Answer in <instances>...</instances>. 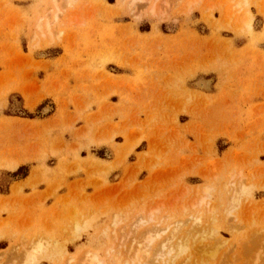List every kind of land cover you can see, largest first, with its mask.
Instances as JSON below:
<instances>
[{"label":"rangeland","instance_id":"rangeland-1","mask_svg":"<svg viewBox=\"0 0 264 264\" xmlns=\"http://www.w3.org/2000/svg\"><path fill=\"white\" fill-rule=\"evenodd\" d=\"M258 16L264 0H0V264L40 239L59 264H130L148 236L176 264H264V64L234 43Z\"/></svg>","mask_w":264,"mask_h":264},{"label":"bare ground","instance_id":"bare-ground-1","mask_svg":"<svg viewBox=\"0 0 264 264\" xmlns=\"http://www.w3.org/2000/svg\"><path fill=\"white\" fill-rule=\"evenodd\" d=\"M124 0H121V3L123 2ZM136 1H139V0H132V3L133 2H136ZM151 13L152 14H154L155 15V12L154 11H151ZM162 14H164L163 12H162ZM162 14L160 13L159 15L160 16H162ZM160 16H159V18H160ZM164 16V15H163ZM249 18V17H248ZM39 27H38V29L39 30H41V24H40V22H39ZM241 185V184H240ZM235 188V187H234ZM233 188V189H234ZM239 189V186H236V189ZM236 189H234V190H236ZM206 192H208V191H206ZM243 192H245V194H248L249 196H250V194L248 193L249 192V190H248V188H246V187H243L242 186V188H241V186H240V191L238 192L237 190H236V192L234 191V193H235V195L233 196V203H235V202H238V204H239V200H240V197H241V195H242V193ZM247 195V196H248ZM201 202H204V199L201 201ZM233 205V204H232ZM235 205V204H234ZM196 220L199 222V220L196 218ZM154 221V213L153 212H151L150 213V216L148 217V219L147 220H145V219H139V221H137L138 222V224H136V226H139V225H143V224H149L150 222H153ZM197 221H195V222H197ZM132 228H135V226H133ZM144 229H146V228H144ZM136 231H137V229H136ZM149 231H151V233H153L154 231H156V232H154V233H156V235H157V228L155 229H153V230H148V231H146V234H147V232H148V234H147V236L148 235H150V233H149ZM153 231V232H152ZM105 233V232H104ZM129 233V232H128ZM123 234V233H122ZM130 234V233H129ZM128 234V235H129ZM103 235V234H102ZM106 235V234H105ZM105 235H104V237H105ZM125 235V234H124ZM143 235H145V234H143ZM154 235V234H153ZM156 235H154V236H156ZM126 236V235H125ZM153 236V237H154ZM158 236V235H157ZM132 237V236H131ZM142 237V236H141ZM140 237V238H141ZM113 238V237H112ZM157 238H159V237H157ZM156 238V239H157ZM172 238V237H171ZM170 238V239H171ZM132 239H133V237H132ZM144 239H145V237H144ZM174 239V238H173ZM41 241L39 242L38 241V243H36L35 242V244H34V242H33V248H32V252L34 253H31V251H30V253H29V250H28V252H26V253H28V254H24L25 255V257H26V261H25V263H23V264H37V262H38V260L36 259V257L35 256H43L45 259H47V260H49L51 263H53V264H59V257H58V255L59 254H61L59 251H58V249H57V246H54V244L53 243H51V244H53V245H49V243L50 242H48V244H46V240H45V244H43L44 243V239H40ZM43 240V241H42ZM115 240H116V237H115ZM146 240V242L144 241V243H138L137 241H136V245L138 246L136 249H135V252L132 250V247H130V248H128V247H126L125 245H123L124 246V248L126 247V248H128L127 250H125V251H128L129 249H131L134 253H132V251H131V254H133V256L130 254V259H128L131 263L130 264H176V261H175V258H177V257H175V255H174V252L175 253H177V251H175V249L174 248H172L171 246H172V244L171 243H169V244H171V246L168 244V242L167 243H165L164 241V243L163 242H161V244H160V247L158 248V249H150V246H151V243L155 240L154 238H151V237H149L148 236V238H146L145 239ZM169 240V239H168ZM162 241V240H161ZM171 241H172V239H171ZM170 242V241H169ZM120 243H122V244H124V243H128L127 241L126 242H119V244ZM131 243H133L132 241H131ZM135 243V242H134ZM119 244L117 245V247L116 248H118V246H119ZM145 246H144V245ZM158 244V243H157ZM156 244V245H157ZM178 244V243H177ZM128 245H129V243H128ZM127 245V246H128ZM135 245V244H134ZM133 245V246H134ZM159 245V244H158ZM130 246V245H129ZM144 246V247H143ZM178 246H181L180 244L178 245ZM120 248H121V246H119ZM184 247V246H183ZM119 248V249H120ZM125 248V249H126ZM182 247H180V249H181ZM60 249V248H59ZM112 248L110 247V251H108V253L106 254V256L104 257H102L101 255H100V253H97V252H92V251H90V250H86V251H84V252H82V256H80V258L78 257V258H69V260H68V258H67V263L66 264H121L119 261H117L115 258H113L112 257V250H111ZM134 249V248H133ZM107 250V249H106ZM122 250H123V253H125L124 254V257H125V255L127 254L126 252H124V249H123V247H122ZM181 250H184V249H181ZM26 251V250H25ZM118 251L119 250H117L116 252H117V254H118ZM130 251V250H129ZM64 252V251H63ZM183 252V251H182ZM129 254V253H128ZM127 254V255H128ZM177 254H181L180 253V251H179V253H177ZM126 255V258H129L128 256ZM179 255H177V256H179ZM62 256V255H61ZM147 259H149V260H147ZM58 260V261H57ZM123 260H124V258H123ZM146 260V261H145ZM126 262V263H125ZM61 263V262H60ZM65 263V262H64ZM185 263H188V261L186 262L185 261ZM185 263H182V264H185ZM124 264H129V263H127V260H125L124 261Z\"/></svg>","mask_w":264,"mask_h":264},{"label":"crops","instance_id":"crops-1","mask_svg":"<svg viewBox=\"0 0 264 264\" xmlns=\"http://www.w3.org/2000/svg\"><path fill=\"white\" fill-rule=\"evenodd\" d=\"M252 12L256 14L255 9H253ZM256 19L260 22V25L255 28L256 37L252 44L249 42V39H236L234 41L236 52L238 54L240 53V55H238L241 57L240 63L251 66V73L253 70L258 69V65L264 64V41L260 40L264 34V20L259 16ZM224 37L227 39H233V36L230 34H225ZM114 103L116 102L114 101ZM251 110L255 111V109ZM51 204L52 201L49 205Z\"/></svg>","mask_w":264,"mask_h":264}]
</instances>
